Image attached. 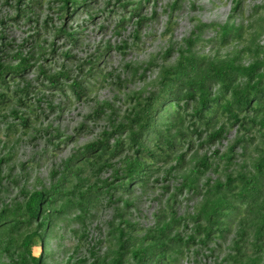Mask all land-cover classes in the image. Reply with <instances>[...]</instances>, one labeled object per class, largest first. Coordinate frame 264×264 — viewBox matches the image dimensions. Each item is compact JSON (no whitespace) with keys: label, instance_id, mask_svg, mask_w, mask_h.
Here are the masks:
<instances>
[{"label":"trees","instance_id":"1","mask_svg":"<svg viewBox=\"0 0 264 264\" xmlns=\"http://www.w3.org/2000/svg\"><path fill=\"white\" fill-rule=\"evenodd\" d=\"M52 1L58 3L53 12L60 21L58 26L47 25L50 18L39 23L27 16L33 8L42 7V0H0V7L13 11L10 21L22 20L35 28L26 38L32 40L26 53L24 44L14 46L0 31V111L8 110L0 117L17 119L20 127L28 123L16 108H30L26 105L30 85L20 87L28 71L35 68L45 83L42 88L60 93L67 89L74 98H87L95 84L87 87L84 76L101 73L95 61L103 53L94 60L72 63L78 73L74 77L64 62L52 72L50 64H38L47 62L44 56L55 52L53 39L57 37L74 48L78 32L74 26L66 28L65 22L79 7L87 6L86 0ZM181 1L171 0L168 7L176 10ZM149 3L155 7L156 0H104L102 4L121 10L115 13L114 27L123 29L131 23V37L137 42L139 29L155 17L154 9L147 16L140 13ZM239 5V0L233 2L222 24L197 22L176 49L170 44L161 54L160 64L146 63L142 71L150 65L157 67L151 81L156 86L145 93L141 87L124 94L127 106L123 111L117 112L104 100L85 116L96 121L104 115V126L59 163L60 169L50 173L47 188H18L14 199L1 204L0 264H66L55 260L64 233L82 237L87 220L104 197L119 206L106 223V252L99 258L90 250L91 264H175L193 247L194 255L201 252L204 258L212 257L211 262L201 264H264V45L257 39L264 35V0L252 7L250 14L260 10L261 14L246 26L233 21ZM85 14L90 18V12ZM3 24L0 20V29ZM207 29L214 35L206 42L217 45L210 54L197 50L205 43L200 36ZM40 31H47L52 41H41ZM232 42L242 46L219 52ZM70 50H61L59 56L74 60ZM108 50L106 46L104 52ZM105 109L108 112L103 113ZM84 127L80 123L77 132ZM231 129L234 136L226 139ZM222 139L226 140L224 150L207 154ZM106 170L111 171L107 178H96ZM209 170L218 173L217 177L202 181ZM161 172L163 177L173 172L180 182L153 214L154 226L143 230L128 219L134 188L143 196ZM182 193L186 198L181 200H196L188 216L175 214L176 196ZM70 221L77 222L78 228L68 230ZM222 242H226L223 248ZM33 249L38 250L37 255ZM215 251L221 256L213 255ZM83 262L80 259L77 264Z\"/></svg>","mask_w":264,"mask_h":264},{"label":"rangeland","instance_id":"2","mask_svg":"<svg viewBox=\"0 0 264 264\" xmlns=\"http://www.w3.org/2000/svg\"><path fill=\"white\" fill-rule=\"evenodd\" d=\"M103 1L86 0L87 6L79 7L76 13L70 14L69 19L66 20V28L74 26L78 32L74 48L72 45L64 43L65 40L61 36L52 38L56 47L55 52L44 56L47 62L38 63L43 67H48L50 64L52 68L50 72H52L53 69H58L59 63L64 62L65 67L71 68L70 77H74L78 76V73L76 74L72 68V63L94 60V56L103 53L95 62L99 72L101 71L104 75L94 73L82 78L85 80L83 84L86 86L89 84L87 87L95 83L87 93L88 97L82 95L79 98H74L67 89L60 93L42 88L40 85H45V83L41 77L36 75L34 68L23 76V83H20V87L24 83L30 85V92L26 100V105L28 104L30 108L16 107L27 117V126L20 127L19 121L10 116L0 117V159H4L0 164V206L14 199L18 188L24 187L28 191L38 190L42 187L47 188L51 181L50 173L60 169L59 163L74 152L78 146L91 140L92 136L104 126V115L99 116L96 121H92L91 118L86 119L85 116L94 111L97 105L104 100L110 102L120 113L127 106L124 94L140 90L141 87H144V93L151 90L153 86H156L151 81L155 80L157 67L150 65L143 71L142 67L150 61V64H160L162 62L161 54L170 44L176 49L180 45V39L187 36L197 22L222 24L235 0H182L181 3L179 2L180 8L176 10L168 7L171 0H156L155 7L149 3L140 13L147 16L148 11L154 9L155 17L151 21L145 22L139 29L140 37L137 42L131 37L133 30L131 23H126L123 29L114 27L115 13H119L121 10L118 8L114 10V7L111 6L104 8ZM239 1L240 12L236 11L233 21L235 24L241 23L246 26L258 14H261V10L250 14L252 7L259 4L261 0ZM23 2L25 3L26 0ZM56 6L58 3L52 0H42L41 8H33L26 14L31 17L30 19L37 18L39 23L50 18L47 25L58 26L60 21L55 18L56 14L53 13ZM109 9L114 11L106 14ZM85 12L91 13L90 18L86 17ZM13 15L12 9L6 6L0 7V20L4 21L0 31L6 41L14 46L24 44L23 51L26 53L31 45L29 42L32 41L26 40V38L28 35L34 34L35 28L32 23H23L22 20L10 21L9 19ZM46 32L40 31L39 39L41 41L42 38L46 41L51 40ZM213 35V30L208 29L201 34L200 38L205 43H201L203 46L197 47L198 52L210 54L215 46L217 47L216 43L206 42ZM257 39L259 44L264 45V35ZM24 41L26 42L24 43ZM122 42H125L124 47L121 46ZM106 46L109 47V50L104 52ZM232 46L240 48L242 43L232 42L219 48V52H225ZM67 47L71 49L70 54L74 56V60L65 61L59 56L60 51ZM173 55H175L174 52ZM170 59L171 56L168 60ZM136 67H138L137 71L132 75L133 69ZM79 76L81 77L80 74ZM102 77H105V80ZM100 82L102 85L98 86L97 84ZM36 99H39V102ZM31 109L33 110L31 111ZM7 112V109L0 111V115H7ZM106 112L108 109H105L103 113ZM118 119V117L115 118L116 121ZM80 123L86 126L83 128V132H77ZM233 136L234 131L231 129L225 138L230 139ZM59 139L66 141L58 143V146L54 145ZM225 147L226 140L222 139L218 145L210 147L207 154L213 149L223 151ZM198 152L202 153L203 149ZM110 173V170L103 171L96 178L104 180ZM157 175L158 181L152 183L153 187L147 188L143 196L139 190L134 188L135 198L133 197V202L131 201L133 205L128 209L131 214L128 219L143 230L154 226L153 214L161 209L170 191L180 182L179 178L174 177L173 172L169 177H163L162 172ZM217 175L218 173L209 170L201 176V180L212 181ZM91 180L93 183L94 178ZM162 187L167 190H162ZM181 198H186V194L182 193V195L176 196L175 214L186 216L193 212L196 200H181ZM118 206L114 201L108 203L107 198L104 197L99 207L93 212L92 219L87 220V227L82 237L79 234L64 233L55 260H63L61 263L66 262V264H77L80 259H85V262L81 264H91L93 259L90 250L92 249L96 257H102L107 249V243L104 241L108 230L106 223ZM152 218L153 223H151ZM71 227L78 228L77 222L70 221L67 229L69 230ZM228 237L229 235L226 239ZM97 241L99 242L96 243ZM225 243L222 242L221 248L226 245ZM50 245L54 249L53 241ZM194 251V247L189 249L175 264L211 262L212 257L204 258L201 256V252L194 255ZM32 253L37 255L38 250L33 249ZM215 254L218 253L215 251L213 255ZM220 256L221 254H218V257Z\"/></svg>","mask_w":264,"mask_h":264},{"label":"built area","instance_id":"3","mask_svg":"<svg viewBox=\"0 0 264 264\" xmlns=\"http://www.w3.org/2000/svg\"><path fill=\"white\" fill-rule=\"evenodd\" d=\"M151 223H153V218H152V220H151Z\"/></svg>","mask_w":264,"mask_h":264}]
</instances>
